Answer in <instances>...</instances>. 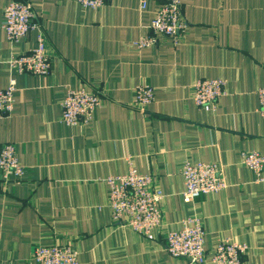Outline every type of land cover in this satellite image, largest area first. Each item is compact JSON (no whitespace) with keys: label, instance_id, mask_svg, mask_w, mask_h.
Returning a JSON list of instances; mask_svg holds the SVG:
<instances>
[{"label":"crops","instance_id":"crops-1","mask_svg":"<svg viewBox=\"0 0 264 264\" xmlns=\"http://www.w3.org/2000/svg\"><path fill=\"white\" fill-rule=\"evenodd\" d=\"M13 0H0L4 8ZM49 42L47 76L20 74L7 62L38 45L39 28L13 48L0 26V89L16 81L13 112L0 119V143L11 142L26 167L21 181L0 180V264H37V245L71 242L79 264H192L174 258L165 234L198 214L206 249L224 238L244 243L243 264H264V182L241 163L264 154V0H183L188 29L179 44L138 51L133 42L167 0H106L99 9L77 0H29ZM226 81L215 112L199 109L193 85ZM141 82L155 88L143 111L133 102ZM98 91L100 108L87 125L62 121L68 88ZM218 162L229 186L183 200L185 160ZM134 166L152 174L165 194L154 239L112 219L106 178ZM204 264H211L205 262Z\"/></svg>","mask_w":264,"mask_h":264},{"label":"built area","instance_id":"built-area-1","mask_svg":"<svg viewBox=\"0 0 264 264\" xmlns=\"http://www.w3.org/2000/svg\"><path fill=\"white\" fill-rule=\"evenodd\" d=\"M84 8L99 10L106 0H77ZM147 7V0H141V8ZM183 0H167L161 4L150 24V33L133 42L138 51L158 46L164 38H171L179 44L188 29L184 16ZM0 26L5 29L13 48L25 39L35 28H39L38 45L24 53L12 54L7 65L20 74L47 76L52 70L49 42L39 21L35 19L33 5L29 0H13L3 11ZM16 81L11 79L6 88L0 89V119L9 116L15 107ZM193 100L199 109L215 112L220 98L227 94L226 81L221 78L198 79L192 88ZM260 114L264 116V86L258 90ZM155 99V88L148 82H141L133 89V102L143 111ZM102 103L98 91L87 86L68 88L61 103L62 121L69 126L87 125ZM241 163L253 170L257 182H264V154L245 151ZM26 167L20 163L13 143H0V180L3 183L21 181ZM181 174L184 180L183 200L194 202L202 195L216 194L229 186L226 174L218 162L185 160ZM109 187L108 205L112 219L148 239H154L156 230L163 225L162 202L165 194L154 185L152 174L142 173L134 166L124 174L106 178ZM167 250L174 258L184 257L192 264H243L248 246L232 238L219 240L209 252L206 249V230L198 214L182 219L181 226L165 234ZM37 264H79V251L71 242L49 246L37 245L34 251Z\"/></svg>","mask_w":264,"mask_h":264}]
</instances>
